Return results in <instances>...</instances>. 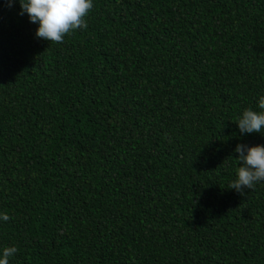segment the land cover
I'll use <instances>...</instances> for the list:
<instances>
[{
	"label": "trees",
	"instance_id": "trees-1",
	"mask_svg": "<svg viewBox=\"0 0 264 264\" xmlns=\"http://www.w3.org/2000/svg\"><path fill=\"white\" fill-rule=\"evenodd\" d=\"M0 0L9 264H264V182L228 188L264 95V0H93L63 43Z\"/></svg>",
	"mask_w": 264,
	"mask_h": 264
},
{
	"label": "clouds",
	"instance_id": "clouds-1",
	"mask_svg": "<svg viewBox=\"0 0 264 264\" xmlns=\"http://www.w3.org/2000/svg\"><path fill=\"white\" fill-rule=\"evenodd\" d=\"M13 0H6L11 7ZM21 12L27 14L30 22L37 25L35 36L51 43H63L66 35L77 29L87 27L85 18L93 8V0H18ZM258 108L254 111L244 109L235 120L239 132L259 133L264 130V95L258 99ZM234 151L238 153L235 160V179L228 188L237 192L253 189L259 182H264V146L237 144ZM7 214H0V220L7 221ZM15 246L0 250V264H9V258L15 255Z\"/></svg>",
	"mask_w": 264,
	"mask_h": 264
}]
</instances>
